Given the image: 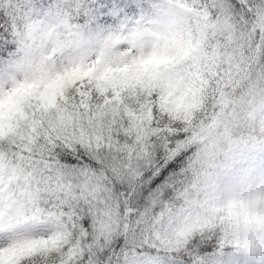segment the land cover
<instances>
[{
	"label": "snow or ice",
	"instance_id": "6c2138e0",
	"mask_svg": "<svg viewBox=\"0 0 264 264\" xmlns=\"http://www.w3.org/2000/svg\"><path fill=\"white\" fill-rule=\"evenodd\" d=\"M0 264H264V0H0Z\"/></svg>",
	"mask_w": 264,
	"mask_h": 264
}]
</instances>
